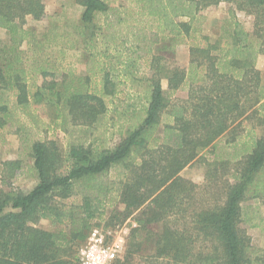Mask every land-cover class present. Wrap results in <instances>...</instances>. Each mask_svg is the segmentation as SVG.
I'll return each instance as SVG.
<instances>
[{
	"label": "trees",
	"instance_id": "trees-1",
	"mask_svg": "<svg viewBox=\"0 0 264 264\" xmlns=\"http://www.w3.org/2000/svg\"><path fill=\"white\" fill-rule=\"evenodd\" d=\"M131 1L75 0L83 11L74 33L88 58L78 75L52 55L63 59L78 43L60 20L42 37L26 28L29 17H45V0H0V29L9 34L0 44V140L5 128L24 139L38 177L28 193L0 189V264H79L99 222L108 232L130 219L114 264H264L243 227L264 232V136L256 134L264 128V0ZM220 3L232 8L212 41L203 11ZM238 13L253 18L251 31ZM178 43L189 47L188 68L168 65ZM181 91L186 98L172 99ZM40 110L57 129H81L88 140L65 150L32 141L48 127ZM107 117L106 132L120 139L114 147L95 137ZM208 155L203 194L181 173ZM2 167L6 183L23 161ZM42 221L60 229L38 227Z\"/></svg>",
	"mask_w": 264,
	"mask_h": 264
},
{
	"label": "rangeland",
	"instance_id": "rangeland-1",
	"mask_svg": "<svg viewBox=\"0 0 264 264\" xmlns=\"http://www.w3.org/2000/svg\"><path fill=\"white\" fill-rule=\"evenodd\" d=\"M109 3L111 7H119V6H129L132 3L131 0H105ZM46 5V15L42 20L36 21L29 17L27 19L26 28L35 31L38 33L40 37L43 36L49 30L50 26L56 19L60 20L58 25L62 26V32L66 33V38L73 41L71 44L76 43V50H69L68 54H66L65 58L59 57L58 54H52L57 56L58 64H62V66L73 65L76 68V73L78 75H84L88 65V58L85 54L82 53V44L77 35L74 33L75 27L79 24L81 13L83 9L75 3V0H45ZM232 7L227 3H220L216 6H211L203 11V15L206 17L205 24L203 26V35L209 37L212 41H215L216 38L220 34V28L222 22L228 18L229 10ZM238 17L240 21L243 22L247 30H252L253 28V18L245 13H238ZM126 33V32H125ZM65 38V40H67ZM9 40V34L6 30L0 29V44L5 43ZM164 40V39H163ZM162 42H168V39H165ZM70 44V45H71ZM22 48L24 50L28 49V45L26 42L22 43ZM129 49L128 45L122 46V51L127 53L126 51ZM55 50V49H54ZM57 50H55L56 52ZM154 52L155 48L153 49ZM127 55V54H125ZM168 65H175L180 68H188L190 63V51L187 43H178L175 48V52L173 56L167 57ZM60 64V65H61ZM262 68V72L264 73V64L260 66ZM150 75L148 69L141 74L143 77H148ZM163 88L166 90V95L168 96V83L167 81H163ZM174 98H186L187 92L181 91L171 96ZM39 122L45 123L44 131L38 132L34 130L31 134L32 141L35 140H55L59 143L60 147L65 150L70 143L77 142L78 140H88L85 134L80 133L81 129L78 128H69L68 131H63L61 129H57L56 126L47 119V116L44 114L43 110L37 112ZM26 124L30 127V121L25 119ZM110 125V119L107 117L104 119L98 126L95 128V137L105 136L104 139H107L106 147H114L120 141L119 137H115L111 139L110 132H106L107 126ZM43 127H41L42 129ZM256 134L258 136H264V128H256ZM1 140H0V189H4L8 191L10 188H14L16 190L28 193L30 192L38 183V177L36 171L32 168L31 156L28 148V144L24 143V139H21L17 134L13 132L11 128H5L1 132ZM244 136V135H243ZM227 137L223 139V142H226ZM241 148V144L239 145ZM212 156L208 155L207 158H201L194 162L192 165L188 166L181 173V176L187 180L192 181L198 186H203L202 190H198V192L205 193L204 188L206 186V173L209 170V166L207 165L206 160H212ZM22 160L23 168L18 173V175L6 183L2 182V172L3 167L2 163L7 160ZM261 217L264 218V205L260 206ZM105 226V222H99L96 225V228L102 229ZM135 224L133 220H128L122 225H117L115 229H108V232L115 233L117 232L119 235L126 239L129 235V232ZM40 228L46 229L48 231H57L60 227L51 224L48 221H42L39 226ZM247 229L248 234L252 238V245L258 250H264V232L261 228H255L250 226H243ZM111 230V231H110ZM126 246V243H125ZM149 261H145L141 258L136 259V264H149Z\"/></svg>",
	"mask_w": 264,
	"mask_h": 264
},
{
	"label": "built area",
	"instance_id": "built-area-1",
	"mask_svg": "<svg viewBox=\"0 0 264 264\" xmlns=\"http://www.w3.org/2000/svg\"><path fill=\"white\" fill-rule=\"evenodd\" d=\"M125 243V238L117 232L94 228L79 250V264H114L122 257Z\"/></svg>",
	"mask_w": 264,
	"mask_h": 264
},
{
	"label": "crops",
	"instance_id": "crops-1",
	"mask_svg": "<svg viewBox=\"0 0 264 264\" xmlns=\"http://www.w3.org/2000/svg\"><path fill=\"white\" fill-rule=\"evenodd\" d=\"M261 64H264V57H260L257 64L258 69L262 71Z\"/></svg>",
	"mask_w": 264,
	"mask_h": 264
}]
</instances>
